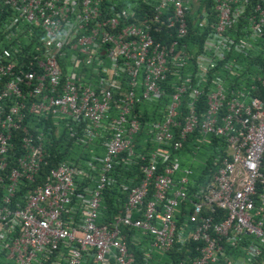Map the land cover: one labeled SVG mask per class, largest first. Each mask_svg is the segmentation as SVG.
<instances>
[{"label":"built area","instance_id":"built-area-1","mask_svg":"<svg viewBox=\"0 0 264 264\" xmlns=\"http://www.w3.org/2000/svg\"><path fill=\"white\" fill-rule=\"evenodd\" d=\"M2 13L0 264H264V78L238 62L260 68L264 0H0ZM164 97L144 123L156 148L136 153V107ZM194 130L223 145L201 184L175 155ZM59 131L90 151L81 167L45 151ZM116 165L139 177L106 218Z\"/></svg>","mask_w":264,"mask_h":264},{"label":"trees","instance_id":"trees-1","mask_svg":"<svg viewBox=\"0 0 264 264\" xmlns=\"http://www.w3.org/2000/svg\"><path fill=\"white\" fill-rule=\"evenodd\" d=\"M256 1V0H254ZM4 13L2 15L0 14V20L4 18ZM189 33L193 30V33L188 34V38H192L193 41H195L197 44L201 43L202 40V35L197 36V35H192V34H197L199 33L198 28L196 26H191L189 24ZM238 27V26H237ZM203 33V32H202ZM191 35V36H190ZM258 63L260 64L259 69H255L251 67V62L250 61H245L242 58H238V62L243 65L244 69H246L249 72H254L258 75H260L262 78H264V58L256 57L255 58ZM242 73V72H241ZM227 82V88H232L237 85H245V82L237 81L235 79L233 80H226ZM233 83V84H231ZM259 93L264 94V85L259 86ZM185 99L182 98L181 100V107L180 110H183V103ZM168 99L167 98H162L160 102H157L155 104H150V105H142L136 107V110L141 109V129L139 132L133 137V143H134V151L136 153H141L145 154L146 151H151L152 149L156 148V145L149 143L148 137L146 136V131L144 123L145 122H150L154 120H160L161 115L158 113L159 108L162 107L163 104L167 103ZM196 115L199 118V115L204 109V97L200 96L197 99V104H196ZM202 136L197 133L196 130H194L186 139V142L183 143L182 149L175 152V155H178L179 152L183 150H187L192 148L193 144L192 141L193 139ZM209 137V146L212 147H219V153H223V145L220 144V141L212 136ZM145 141V142H144ZM44 147L45 151L49 153L50 155H54L57 160H63V161H70L73 165L81 167L83 165V162L87 160L90 156V151L84 150L80 148L74 141L73 137L68 138V134H65L63 131H59L58 133H53L51 132L49 135H45V140H44ZM79 148V150H78ZM144 148V150H142ZM99 153L101 154L100 149L93 150V153ZM140 163V161L138 162ZM138 165H131V166H125V165H116L113 169L112 175L115 178L116 182L115 185L112 187L108 188L103 192V201L102 205L105 206L106 210L104 212V217L108 218L111 214L115 213L117 209L123 204L125 195L124 193L120 194L118 184L123 183L128 186H134L138 182ZM213 170L212 169V158H210L208 161H206L205 165L201 167V170L198 173H193V177L195 179V182L197 184L203 183L206 179L204 178L208 170ZM76 185L80 189L81 187L87 185L86 180H77ZM91 186V185H90ZM168 262H171L170 264H174V261L171 259L170 260H163L158 263L154 264H168Z\"/></svg>","mask_w":264,"mask_h":264},{"label":"rangeland","instance_id":"rangeland-1","mask_svg":"<svg viewBox=\"0 0 264 264\" xmlns=\"http://www.w3.org/2000/svg\"><path fill=\"white\" fill-rule=\"evenodd\" d=\"M208 140V136H199L193 139L192 148L179 152L177 155L178 168H189L193 173H198L206 161L210 158L214 160L220 154L219 147L209 146Z\"/></svg>","mask_w":264,"mask_h":264}]
</instances>
